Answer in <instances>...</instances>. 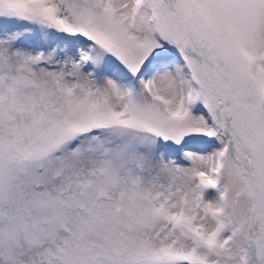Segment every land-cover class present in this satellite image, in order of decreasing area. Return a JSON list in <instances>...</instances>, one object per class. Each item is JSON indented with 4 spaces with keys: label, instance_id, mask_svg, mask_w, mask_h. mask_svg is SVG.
I'll return each instance as SVG.
<instances>
[{
    "label": "snow or ice",
    "instance_id": "6c2138e0",
    "mask_svg": "<svg viewBox=\"0 0 264 264\" xmlns=\"http://www.w3.org/2000/svg\"><path fill=\"white\" fill-rule=\"evenodd\" d=\"M0 264H264V0H0Z\"/></svg>",
    "mask_w": 264,
    "mask_h": 264
}]
</instances>
